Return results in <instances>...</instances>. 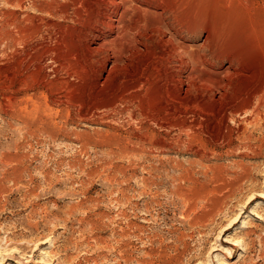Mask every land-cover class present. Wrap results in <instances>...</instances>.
Listing matches in <instances>:
<instances>
[{
  "label": "rangeland",
  "instance_id": "rangeland-1",
  "mask_svg": "<svg viewBox=\"0 0 264 264\" xmlns=\"http://www.w3.org/2000/svg\"><path fill=\"white\" fill-rule=\"evenodd\" d=\"M64 1L0 0V264H264V102L247 100L264 81V0H149L139 13L144 25L178 10L194 33L177 41H216L211 69L249 66L229 97L189 95L206 97L202 114L157 111L132 66L102 84L82 73ZM230 102L242 111L225 129L206 110ZM238 126L249 138L229 151L221 132Z\"/></svg>",
  "mask_w": 264,
  "mask_h": 264
},
{
  "label": "bare ground",
  "instance_id": "bare-ground-1",
  "mask_svg": "<svg viewBox=\"0 0 264 264\" xmlns=\"http://www.w3.org/2000/svg\"><path fill=\"white\" fill-rule=\"evenodd\" d=\"M65 1L66 6L64 7L71 6L75 8L74 14H76V20H78L79 24L73 57L79 61L82 73L88 69L97 71L96 82L97 84H102L109 78L113 71H121L127 69L129 66L134 67L135 78L131 83L129 82L131 88L137 90L146 85L153 88L157 94V111L169 112L172 110L175 114L178 113V108L174 106L173 109H169L168 107L170 105H178L180 108L185 109L189 106H192V108L195 107L196 109H200L201 113L203 110L205 111L203 103L206 97H204V101H201V96L199 98L196 97V99H192V103H189V95L193 91H198L200 87L210 88V93L212 92L213 94V97L211 96L212 100L218 102L219 99L226 96L229 97V93H232L233 79H238L239 77L247 78L245 72H249V66L248 68H243L244 65H241L238 61L230 57H228L229 66L226 69L215 71L210 68L216 67L217 63L223 61V58L217 54L219 52L217 49L219 48L215 43L216 41L212 42L208 38L203 44L195 48L185 42L177 41L176 39L183 38L185 33L186 35L194 33V30L188 28L184 23L181 13L178 10H170V13L168 12L166 16L161 13L159 14L160 17L154 18V20L147 18L145 24L140 25L141 18L139 19V13L143 11L146 16L150 15L149 8H153L152 1ZM61 12H66V9ZM111 32L115 34L112 38H109ZM109 58H113L110 67L108 64ZM50 59L53 62L56 61L53 57H50ZM90 74L89 72L88 75ZM214 74L220 76L215 77L213 76ZM202 95L204 94L202 93ZM247 97L248 107H252L256 100L264 102V81L257 90L249 93ZM123 100L124 95H119L116 99V101L120 102ZM222 106L218 109H215L217 106L214 107L213 112L209 110H206V112L218 114L222 118L220 125L222 124L225 129H228L229 119H236L242 110L233 102ZM251 109V115H256V106ZM127 110L131 119L136 120V114L133 112V109L129 106ZM251 115L245 117V122L251 123ZM150 116H147V118L157 124L161 120L160 117L157 118L155 115ZM170 121L165 122L167 127L174 125L172 120ZM220 138L226 141L230 149L229 151H232L237 147L236 139H247L249 136H247L243 128H239L231 131L229 134L222 131ZM257 196L259 197L260 195L257 194Z\"/></svg>",
  "mask_w": 264,
  "mask_h": 264
}]
</instances>
